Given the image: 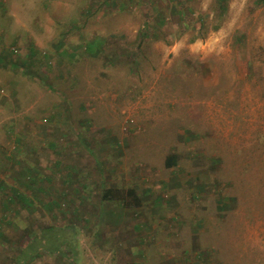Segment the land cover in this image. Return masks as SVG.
<instances>
[{"label": "rangeland", "instance_id": "obj_1", "mask_svg": "<svg viewBox=\"0 0 264 264\" xmlns=\"http://www.w3.org/2000/svg\"><path fill=\"white\" fill-rule=\"evenodd\" d=\"M2 215L0 264H264V0H0Z\"/></svg>", "mask_w": 264, "mask_h": 264}, {"label": "trees", "instance_id": "obj_2", "mask_svg": "<svg viewBox=\"0 0 264 264\" xmlns=\"http://www.w3.org/2000/svg\"><path fill=\"white\" fill-rule=\"evenodd\" d=\"M225 1L226 0H223V2H225ZM85 50L90 52L88 43L85 46ZM70 57L74 58L73 53L70 55ZM52 144H54V143L52 142ZM54 145H56V144H54ZM174 159H175V157L173 155L169 156L166 164L168 166H172L174 163ZM28 178L30 181L27 183H24L23 186H25L27 189L31 190L32 185L37 182V179H36V177H28ZM30 182L32 185L30 184ZM38 189L43 190L41 187H38ZM102 197L107 201H123L124 206H141L142 205V201L140 200L141 198L138 195V193L134 187H126V188L123 187L122 189H118L117 187H114V188L106 187L103 191ZM7 201L9 204H12V203L17 202V201H24L27 204L32 202V200L29 198V196L26 195V193L18 191V190L16 191L15 195H10L7 198ZM54 204H56V200L52 199V201H49L47 205L50 208H52L54 206ZM0 219L4 220L5 216L0 217ZM53 229H56V227H53ZM50 232H51V234L46 235V233L42 230L43 236L41 238H43V242H42V240H39L38 238H34V239L31 238V241L32 242L36 241V242H39L40 244L41 243L43 244L46 241L49 246L51 244L58 242L60 239V233L56 234V232H52V230H50ZM0 234H2V233H0Z\"/></svg>", "mask_w": 264, "mask_h": 264}, {"label": "crops", "instance_id": "obj_3", "mask_svg": "<svg viewBox=\"0 0 264 264\" xmlns=\"http://www.w3.org/2000/svg\"><path fill=\"white\" fill-rule=\"evenodd\" d=\"M40 174V173H39ZM42 177H46L45 175H42V174H40ZM46 179V178H45ZM42 179H40V180H37V182L35 183V185H37V184H40L39 183V181H41ZM43 181V180H42ZM30 184H31V182H30ZM32 185V184H31ZM32 188H34V186L32 185ZM42 188L43 189H45V190H47V187L46 186H43L42 185ZM41 192H42V190L41 189H39ZM30 198V197H29ZM8 204V203H7ZM8 212H5V214L4 215H6ZM4 215H2V216H4ZM43 236V234H42V230L40 231V232H38V233H36L35 234V237L36 238H38L39 240H42V242H43V238H41ZM29 239H31L30 237L31 236H27ZM41 242V241H40ZM41 247H45V248H47L49 245L47 244V242L45 241L43 244L41 243ZM26 248V250H27V252H28V250H29V246H26L25 247ZM29 253V252H28ZM27 255V254H26Z\"/></svg>", "mask_w": 264, "mask_h": 264}]
</instances>
